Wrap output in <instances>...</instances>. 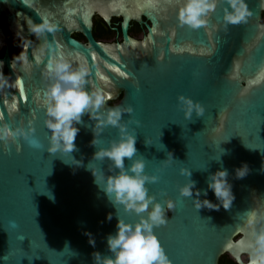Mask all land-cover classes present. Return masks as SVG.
I'll list each match as a JSON object with an SVG mask.
<instances>
[{"label":"water","instance_id":"1","mask_svg":"<svg viewBox=\"0 0 264 264\" xmlns=\"http://www.w3.org/2000/svg\"><path fill=\"white\" fill-rule=\"evenodd\" d=\"M247 3L253 13L248 22L225 31L219 27L223 0L208 25L196 30L179 25L176 0H0V62L14 83L23 81L27 97H21L17 83L0 92V119L13 126L31 120L42 145L33 148L21 139L10 152L0 146V264H93L94 251L109 254L106 237L115 233L117 215L126 222L139 218L120 205L115 208L94 184L88 164L106 170L107 161H92L94 121L87 114L77 125L76 150L52 154L46 149L49 130L37 95L45 87L43 65L30 72L20 64L11 66L13 45L19 40L24 42L21 51L35 62L39 41L27 31L26 19L39 22L41 16L59 25V50L73 62L83 57L89 63L93 86L111 97L104 108L131 107L133 112L123 119L141 122L139 127L129 124V131L135 129L136 157L144 158L145 172L160 178L146 185L149 194L161 203L175 202L171 213L165 212L167 223L154 228L172 264H220L226 254L237 264H247L249 230L244 221L264 202V0ZM95 16L108 25L121 18V42L96 40ZM132 23L145 27L141 40L130 35ZM77 33L86 42L75 39ZM115 67L125 76L112 71ZM179 95L199 101L204 114L194 112L186 120ZM117 136V129L106 127L100 146ZM169 152L174 161L165 166L161 162ZM70 155L82 164L73 166ZM242 163L250 172L234 179V169ZM221 167L233 184L230 209L197 210L193 198L179 194L188 179L197 189H206L208 174ZM181 168L191 176L181 175ZM206 198L215 202L211 191Z\"/></svg>","mask_w":264,"mask_h":264},{"label":"clouds","instance_id":"2","mask_svg":"<svg viewBox=\"0 0 264 264\" xmlns=\"http://www.w3.org/2000/svg\"><path fill=\"white\" fill-rule=\"evenodd\" d=\"M221 0H176L177 19L181 27L187 26L196 30L209 23V16L220 5ZM222 27L225 31L229 26L240 25L248 22L253 15L248 7L247 0H223ZM27 31L39 41L35 49V62L30 61L24 51L14 55L13 64H20L22 70L30 72L34 67L43 65L41 75L45 81V87L37 95L41 97L40 107L44 112V126L49 130L47 151L52 154H70L76 150L74 143L80 132L78 124L87 114L94 121L92 126L93 139L91 145L96 147L92 161H107L106 170L90 167L94 184L106 195L108 201L116 208L123 207L125 212H134L139 218L135 222H126L117 215L116 231L106 237L108 255L94 251L93 264H172L165 249L161 245L154 228L167 223L166 210L175 208V202L166 199L161 203L156 195L149 194L147 184L159 181V176L145 172V160L137 158L135 129L129 131V124L140 126L139 120L125 121L123 114H131V107L114 106L104 108L107 96L100 87H95L91 80V68L89 63L80 57L77 62L70 60L63 51L59 50L55 42V34L59 31V25L48 16H41L39 22L32 18L26 19ZM218 26L213 25V28ZM19 35V33L17 34ZM49 37H52L49 39ZM26 45L32 41H25ZM16 86L11 76L3 72L0 62V92ZM178 106L182 109L186 120L191 119L193 113L202 116L204 106L199 101L179 95ZM111 126L118 130V136L107 142V146H100L103 130ZM33 122L29 120L27 125L13 126L0 119V146L6 151L11 150L12 145H17L23 140L30 147L40 148L42 145L35 138ZM145 144L149 143L145 141ZM125 158L128 164L125 163ZM219 160V157L216 158ZM174 161L171 152L166 160L161 163L165 166ZM66 162V161H65ZM68 163V162H66ZM70 163L79 167L82 161L76 160L70 155ZM250 172L247 163H242L234 169V179H243ZM180 174L190 177L189 169L181 168ZM229 171L219 168L208 174L206 189L195 187V181L190 179L179 186V194L182 197L193 198L195 209L225 210L231 208L235 195L233 184L229 180ZM214 194L215 202L207 199L208 192ZM201 194L205 197L200 199ZM164 195V193H161ZM147 215H142V213ZM112 219V213L107 215ZM249 230V239L246 242L248 256L247 264H264V202L259 208L249 211L244 221ZM89 244L95 247V239L90 232Z\"/></svg>","mask_w":264,"mask_h":264},{"label":"trees","instance_id":"3","mask_svg":"<svg viewBox=\"0 0 264 264\" xmlns=\"http://www.w3.org/2000/svg\"><path fill=\"white\" fill-rule=\"evenodd\" d=\"M264 18V16H263ZM121 18H115L112 20V24L108 25L102 18L99 16H95L94 18V30L93 34L96 40L105 41V42H121L122 34H121ZM142 32H145L146 29L143 26H140L137 23H132L130 28V35L134 38L138 37ZM73 37L82 42H86L85 37L82 34H74ZM18 44H22L20 41ZM110 105H116L117 102H110ZM171 213V210L168 212ZM220 264H237L228 254L224 255L220 259Z\"/></svg>","mask_w":264,"mask_h":264},{"label":"snow or ice","instance_id":"4","mask_svg":"<svg viewBox=\"0 0 264 264\" xmlns=\"http://www.w3.org/2000/svg\"><path fill=\"white\" fill-rule=\"evenodd\" d=\"M92 58L95 59V56H93ZM112 59L116 60L117 57L113 56ZM112 71L117 73L119 76H125V72L121 71L119 67L113 68ZM102 79H106V77H102ZM16 83L19 86V91H20L21 97H24L25 99H27V97L25 96L24 88H23V81L18 80ZM11 107L13 110H15L17 105L14 103L11 105ZM229 247H231V245H229Z\"/></svg>","mask_w":264,"mask_h":264},{"label":"flooded vegetation","instance_id":"5","mask_svg":"<svg viewBox=\"0 0 264 264\" xmlns=\"http://www.w3.org/2000/svg\"><path fill=\"white\" fill-rule=\"evenodd\" d=\"M145 35H146L145 32H142L138 37H136V39L141 40ZM20 41H22V40H19V41L15 42L14 45H13V49H12V53H11V57L12 58H13L14 55H18L20 53L21 49H22V46H23L24 42L22 41V44H18ZM3 53H4L3 51L0 53V58L3 57ZM118 103H119V101H117V104Z\"/></svg>","mask_w":264,"mask_h":264},{"label":"rangeland","instance_id":"6","mask_svg":"<svg viewBox=\"0 0 264 264\" xmlns=\"http://www.w3.org/2000/svg\"><path fill=\"white\" fill-rule=\"evenodd\" d=\"M245 259L248 260V257L246 256Z\"/></svg>","mask_w":264,"mask_h":264}]
</instances>
